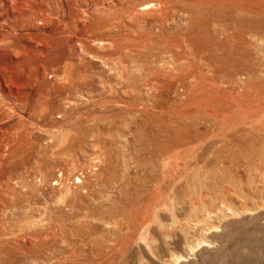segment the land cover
<instances>
[{"label": "rangeland", "instance_id": "obj_1", "mask_svg": "<svg viewBox=\"0 0 264 264\" xmlns=\"http://www.w3.org/2000/svg\"><path fill=\"white\" fill-rule=\"evenodd\" d=\"M0 264H264V0H0Z\"/></svg>", "mask_w": 264, "mask_h": 264}]
</instances>
